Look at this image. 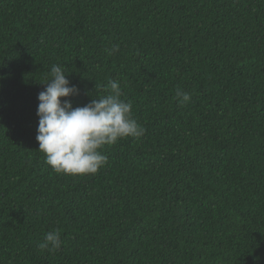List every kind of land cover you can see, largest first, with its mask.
Masks as SVG:
<instances>
[{
    "label": "trees",
    "instance_id": "trees-1",
    "mask_svg": "<svg viewBox=\"0 0 264 264\" xmlns=\"http://www.w3.org/2000/svg\"><path fill=\"white\" fill-rule=\"evenodd\" d=\"M53 65L146 130L95 174L39 151ZM0 264H264V0H0Z\"/></svg>",
    "mask_w": 264,
    "mask_h": 264
},
{
    "label": "clouds",
    "instance_id": "clouds-1",
    "mask_svg": "<svg viewBox=\"0 0 264 264\" xmlns=\"http://www.w3.org/2000/svg\"><path fill=\"white\" fill-rule=\"evenodd\" d=\"M109 55L119 51V45L106 49ZM46 88L38 95L37 116L39 123L36 140L39 151L44 154L45 163L57 174H95L107 163V156L101 149L112 146L120 139H139L145 129L132 116L131 101L121 99L122 91L118 80L109 81L105 95H98L88 104L73 107L69 99L79 94L71 85L63 68L53 65ZM174 99L180 104L191 100V95L177 88ZM62 240L59 230L45 234L39 249L54 253L59 251Z\"/></svg>",
    "mask_w": 264,
    "mask_h": 264
}]
</instances>
